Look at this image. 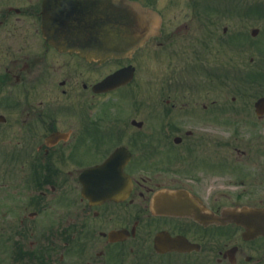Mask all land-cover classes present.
<instances>
[{"label": "flooded vegetation", "instance_id": "flooded-vegetation-1", "mask_svg": "<svg viewBox=\"0 0 264 264\" xmlns=\"http://www.w3.org/2000/svg\"><path fill=\"white\" fill-rule=\"evenodd\" d=\"M122 1L160 35L102 62L46 41L44 0L0 17V264H264V111L232 105L264 0Z\"/></svg>", "mask_w": 264, "mask_h": 264}, {"label": "water", "instance_id": "water-1", "mask_svg": "<svg viewBox=\"0 0 264 264\" xmlns=\"http://www.w3.org/2000/svg\"><path fill=\"white\" fill-rule=\"evenodd\" d=\"M42 8L47 41L87 60L124 56L160 29L156 13L128 1L44 0ZM256 106H264V100Z\"/></svg>", "mask_w": 264, "mask_h": 264}, {"label": "rangeland", "instance_id": "rangeland-1", "mask_svg": "<svg viewBox=\"0 0 264 264\" xmlns=\"http://www.w3.org/2000/svg\"><path fill=\"white\" fill-rule=\"evenodd\" d=\"M160 3H161V5H159V7L161 8L164 4H163L162 1ZM25 5H26V0H0V17H2L3 11H5L8 7L18 8V7H23ZM251 6L253 8L252 10L254 12V15H253V12H252L251 24H249L250 25L249 26V30L250 29L253 30V28L259 29L260 28V24H257L258 23L257 22V18L260 15L257 12L259 7L256 6V5H254V6L251 5ZM174 12L175 13H179L181 11H180V9L177 8ZM174 12H172V13H174ZM181 13H183V12H181ZM226 23H228V25H230L231 28L236 29V26H237L236 22L227 20V22L226 21H221L220 22V30L223 27V25L226 24ZM239 27H240V25H239ZM261 28H262V30L259 31L258 35L255 38H252V40H251V57H252L253 63L251 64V69H250V75L251 76H250V78H252L253 81H264V69L261 70V69H257L256 68V66L259 67V65L257 63L264 62V61L259 60V58L261 59V57H264V55L261 53V52L264 53V40L260 43V45L262 47L259 44H256V43H258V41H260L259 39H261L264 36L263 32H262L264 27H261ZM5 30H6V27L2 26V28H0V35L3 36V33H5ZM259 54H261V56H259ZM253 66H255V67H253ZM259 79H261V80H259ZM263 90H264V87L261 88L260 90H256V91L257 92H263ZM226 91H227V89H221L220 90V93H219V101L220 102H219V104H221V105H231L232 104L231 103V95L232 94H230V90H229V94L227 96H225L226 95ZM256 91L254 92L255 93L254 96H251V97H249L248 99H245V100L244 99H239L238 101H236L232 105L241 106V107H244V108L252 107L254 105V102L256 101V99L258 97L257 96L258 94H256ZM248 112H249L248 109L244 110V114H243L244 118L251 117V115ZM244 118H243V120H245ZM220 131L223 132V133L224 132H231V129H229V130H220ZM237 132H239V130ZM237 132H235V133H237ZM239 134H241V132ZM224 135H226V133H224Z\"/></svg>", "mask_w": 264, "mask_h": 264}]
</instances>
